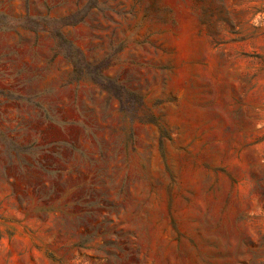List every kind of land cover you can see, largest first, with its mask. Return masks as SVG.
I'll use <instances>...</instances> for the list:
<instances>
[{"label": "rangeland", "instance_id": "1", "mask_svg": "<svg viewBox=\"0 0 264 264\" xmlns=\"http://www.w3.org/2000/svg\"><path fill=\"white\" fill-rule=\"evenodd\" d=\"M0 264H264V0H0Z\"/></svg>", "mask_w": 264, "mask_h": 264}]
</instances>
